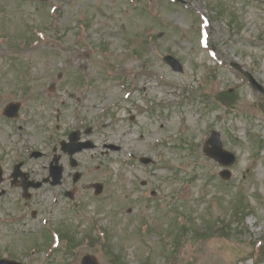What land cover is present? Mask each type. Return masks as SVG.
<instances>
[{
    "label": "rangeland",
    "instance_id": "obj_1",
    "mask_svg": "<svg viewBox=\"0 0 264 264\" xmlns=\"http://www.w3.org/2000/svg\"><path fill=\"white\" fill-rule=\"evenodd\" d=\"M71 1L70 5L64 2L65 16L60 27L66 47L51 46L59 56L41 42L22 50L18 46L21 39L27 37V26L40 29L48 26L49 5L0 0V35L10 38V44L4 46H11L9 49L16 62L12 67L8 61L0 59V84L8 89H26L16 82V70L25 71L31 84L38 82V92L30 99H22L24 91L13 99L19 100L23 110L31 114V123L27 125L31 131L35 123H40V130L32 134L40 145L50 126V117L49 108L43 119L39 117L41 99L36 94L52 97L54 101L61 90L62 93L63 90L79 93L75 87L82 74L87 79L91 77L93 88L85 101L84 115L88 125L96 126L95 140L101 145L108 129L102 130L105 115L101 116L98 111L112 101L121 100V93L100 75H104V68L109 66L118 73H125L136 71V67H141L139 63H145L148 68L143 70L150 71L152 77L154 72L160 71L166 87L158 89L154 84H146L147 78H144V94L152 98L161 94L162 101L157 104L158 95L154 114L142 113L136 117L135 132L133 129L134 134L128 137L130 147L127 148L136 153L137 158L149 157L154 161L155 152L160 151L163 160L155 162L149 170L137 164L131 168L120 164L119 158H128L122 153L117 158L105 159L98 166L100 162L94 159L95 152L87 153L81 159L85 160L81 167L82 178L74 188L76 201L81 206L78 208L64 197L53 206L51 198L56 190L50 187L36 193L37 202L26 212L23 210L25 201L18 191L2 197L0 217L16 216L17 220H11V225L0 223V258L9 251V257L21 262L43 264L42 254L50 241L43 252L34 256L29 255V250L32 245L41 246L43 235L38 230L45 227H41L40 220L49 211V226L65 229L80 247L76 255L70 256L68 243L62 242L46 264H80L87 254L94 255L98 264H113L110 252L118 254L122 264H145V260L148 264H166L162 253L174 250L173 234L182 231V226H185L184 236L180 238L182 249L175 256L174 264H256V260L264 264V256L259 258L258 252H254V247L264 245V0H183L185 8L158 0L162 12L154 22L142 8H131L136 0ZM147 1L143 0L142 4ZM201 15L206 17L207 24L200 22ZM79 21L85 22L89 29L88 47L80 49L82 56L69 48ZM149 32L156 37L155 49L146 53L143 46ZM207 38L209 49L213 51L203 48ZM103 48L112 52L107 62L100 58ZM133 52L140 58L133 57ZM165 55L177 59L183 72L174 73L164 65L162 57ZM68 62L72 67H68ZM231 63L250 74L262 87L263 94L254 92L241 73H234ZM79 67L86 71L80 73ZM58 75L65 78L58 79ZM50 81H57L53 93L49 91ZM168 91L174 96L167 95ZM3 98L8 100L11 96L1 93L0 105L5 102ZM225 98H231L233 104L222 107L221 100ZM151 104L153 106L154 101ZM131 110L133 108L127 111ZM127 111L119 110L120 127L111 132L112 141L130 125ZM161 117L167 118L163 120L164 125L159 123ZM68 120L67 113L62 126L73 127ZM103 121L109 122V116ZM123 123L127 125L122 126ZM249 129L257 144L246 136ZM211 130L219 133L224 149L236 156L230 175L223 176L221 167L208 159L199 146ZM139 136L144 139L137 140ZM165 137L170 139L161 148L152 146L154 139ZM6 151L8 149L0 151V156H5L2 164L6 162L9 171L11 154ZM42 164L39 160L31 167L42 174L39 172ZM93 182L104 184L100 197L93 196L89 186ZM68 185L73 187L71 182ZM152 190L156 192L154 198L144 200L143 197H150ZM240 199H244L240 209L249 207L248 212L241 210L245 214L242 223L233 215ZM30 209L39 212L40 222L30 221ZM216 222L229 230L228 237L207 239L200 235L199 231ZM143 224L152 232L140 233ZM95 225L107 238L97 240L96 248L84 247L82 236L91 233L92 228L95 231ZM169 234L173 235L171 240H168ZM257 242L259 244H255Z\"/></svg>",
    "mask_w": 264,
    "mask_h": 264
},
{
    "label": "flooded vegetation",
    "instance_id": "obj_2",
    "mask_svg": "<svg viewBox=\"0 0 264 264\" xmlns=\"http://www.w3.org/2000/svg\"><path fill=\"white\" fill-rule=\"evenodd\" d=\"M65 160H66L65 155L59 154V161L63 163ZM26 164H27L26 162H23V165H26ZM26 173H27V182H28V181L31 180V177L29 176L30 173H28L27 171H26ZM16 181H17V184H21L22 177H18ZM7 183H8V185H11V182L10 181H8Z\"/></svg>",
    "mask_w": 264,
    "mask_h": 264
},
{
    "label": "water",
    "instance_id": "obj_3",
    "mask_svg": "<svg viewBox=\"0 0 264 264\" xmlns=\"http://www.w3.org/2000/svg\"><path fill=\"white\" fill-rule=\"evenodd\" d=\"M84 261H89V263H87V264H96L95 262H94V260L92 259V258H90V257H88L86 260H84Z\"/></svg>",
    "mask_w": 264,
    "mask_h": 264
},
{
    "label": "trees",
    "instance_id": "obj_4",
    "mask_svg": "<svg viewBox=\"0 0 264 264\" xmlns=\"http://www.w3.org/2000/svg\"><path fill=\"white\" fill-rule=\"evenodd\" d=\"M262 256H264V253H263V255Z\"/></svg>",
    "mask_w": 264,
    "mask_h": 264
}]
</instances>
